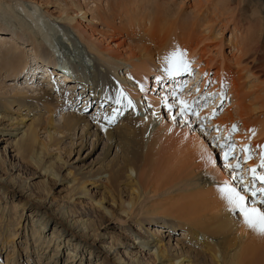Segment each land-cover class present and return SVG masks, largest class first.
Wrapping results in <instances>:
<instances>
[{
    "label": "bare ground",
    "instance_id": "1",
    "mask_svg": "<svg viewBox=\"0 0 264 264\" xmlns=\"http://www.w3.org/2000/svg\"><path fill=\"white\" fill-rule=\"evenodd\" d=\"M48 1L57 7V17L49 12L45 14L75 32L87 51L97 57L99 62L111 65L113 71L107 70L111 74L98 68L89 74L85 69L75 72L66 66L62 69L68 72L66 74L72 73L69 77L74 79L61 73H58V77L60 83H72L67 87H60L57 81L50 87H39L36 83L22 90L12 89V94L6 93L7 96L0 94V134L9 137L0 139V142L11 146V159L14 158L7 170L0 159V262H3L1 257L3 260L5 256V264H13L14 261L18 264H61L64 255L65 264H86L85 255L89 254L90 258L91 255L96 256L97 264H142V252L154 249L153 256L158 264H198L194 261L196 258L204 259L206 264H264V234L249 228L243 218L240 222L236 220L234 211L221 191L225 186L235 188L246 197L248 203V195L241 191L245 187L242 177L235 174L230 177L227 166L218 167L216 152L206 141L207 136L195 129V135H192L188 144V154H182L183 157L180 155V159L171 164L169 162L167 170H162L164 164H159L162 159L158 158L157 145L162 135H165L166 123L156 107L153 110L159 115L155 116L158 122L155 118L150 120L152 116L142 117L143 113L148 112L140 106L142 101L138 100L139 91L128 82L132 75L149 84V75L167 79L188 73L189 76L196 74V81L192 80L191 84L194 88L197 86L195 90H202L209 81L214 83L211 91L205 95H213L220 86H228L232 104L224 110L225 115L220 119L222 122L214 124L229 128L240 120L243 134L237 135L236 139L239 142H242L241 139L252 141L261 152L264 149V126L261 124L263 127L260 132L253 133L250 119L257 113L264 115V43L261 41L264 34V0H193L192 19L187 24L182 22L181 10H172L168 0H82L83 5L80 0ZM39 10L41 6L36 5L34 11ZM87 14L91 15V20L88 26H84L82 21ZM207 14H211V19ZM29 17L35 23L32 27L39 36L38 40L43 44L30 39L29 47H33L32 51L37 50L42 57L45 47L50 46L51 38L43 30L42 24H38L40 18ZM217 23L219 30L216 27V37L230 32L228 47L231 51L230 57L223 55L221 63L213 72L211 68L215 58L204 43L210 40L209 36ZM6 35H9L8 31L0 27V37ZM121 38L125 40L120 41ZM117 39L119 43L112 46ZM219 42L215 49L223 53L225 43L223 39ZM174 52L185 53L184 59L190 63L187 70L179 63L175 68L170 63ZM34 63L30 61L26 50H20L15 42L4 39L0 46L2 82L23 75L27 77L28 83H32L33 78L38 79L39 71L49 73L47 78L55 76L48 69L51 64L49 59L48 62L43 59ZM121 63L127 66L124 78L120 77L121 73H115L120 70ZM155 66L165 69L169 77L154 71ZM211 75L213 78L210 80ZM123 89L128 90L133 101L139 105L136 111V105L131 100L129 104ZM251 96L252 100L247 101ZM191 97L190 94L187 99ZM148 99L154 103L160 101L152 96ZM78 102L84 105L75 113ZM91 103L96 104L95 117L83 115L84 109L87 110ZM23 111L27 113L22 114ZM57 113L63 117L62 126L55 125ZM91 129H95V138L101 134L108 139L110 150L116 148L117 139L125 141L122 145L126 151L123 170H120L125 173L124 179L120 173L113 174L114 169H111V174L106 176L108 180L90 185L108 194L113 205L127 218H133L137 212L151 205L146 214L153 217L159 215L168 220L162 224L169 232V237L178 231L182 232V240L177 241L176 249L167 246L161 236L163 232L158 231L148 233V238H135L132 247L125 249V257H121L123 254L118 253L113 239L107 243L105 236L99 233L100 230L95 228L90 219L79 215L69 205L60 203L61 206H57L49 193L42 194L34 190V184L22 182L15 161L34 165L45 176L56 177L51 167L44 165L43 156L51 146L41 141V134H46L52 143L56 140V134L57 137L67 138L72 137V134L75 136L77 130H88L87 134ZM189 132L187 129L186 133ZM91 134L80 139L82 145L88 144ZM251 164L254 165V162ZM234 178H238L239 186ZM77 181L75 178L70 183L73 192L81 190L78 196L87 197L89 190L86 183ZM118 183L123 186L117 190L119 193L112 189ZM125 195L130 198L128 202L123 200ZM7 196H10V203L7 202ZM73 197L70 196V203ZM96 207L104 209L102 201H98ZM27 209L30 210L29 215L25 214ZM105 212L110 214V211ZM47 232L49 235L46 236ZM15 245H19L18 250ZM121 247L119 245L118 249Z\"/></svg>",
    "mask_w": 264,
    "mask_h": 264
},
{
    "label": "rangeland",
    "instance_id": "2",
    "mask_svg": "<svg viewBox=\"0 0 264 264\" xmlns=\"http://www.w3.org/2000/svg\"><path fill=\"white\" fill-rule=\"evenodd\" d=\"M50 2H53V1L51 0ZM168 2L171 3L170 5L173 8L172 10H174V11L177 10V12L179 10L182 11V12L180 11V14L182 15V22L183 23L187 24V23L191 22L193 0H168ZM80 4L83 5L82 0H80ZM36 5L41 6V10H39L40 12L34 11V8L36 7ZM174 6H176V7H174ZM56 8L57 7H55V5L53 3L49 4L48 0H2V5L0 6V27H4L8 31L9 35L8 36L6 35V37H0V46L3 44L4 39H7L8 41H13L20 47V50H24V51L26 50L27 51V54L29 55V59L32 63L37 62L38 60L42 61L43 59H46V61L48 62V59H49L50 63H51V64H49L50 67H48V69L51 70L50 74L56 75L58 73H61L63 76L67 75V78H69V79H71V78L74 79V77H69V74H66L67 71L62 69V68H66V66H68V67L72 66V68L78 69V70L85 69L89 74L98 68H100L101 71H107V70L113 71V69H111V65H107L106 63L99 62L100 60H98L97 57L93 56L92 54H90L89 51H87L86 46L79 40V38L77 37L75 32L68 30L66 28V26L61 25L59 22L51 20L47 16V14H45V12H49V14H53L52 16L57 17V15H56L57 9ZM180 8H182V9H180ZM183 15H184V17H183ZM29 16H34V18H40V22H38V24L39 25L42 24L43 30L46 31V33H48L49 37L51 38V42H49L50 46L47 45L46 46L47 48L45 47L46 50L44 49V51L42 52V54H43L42 57H40L38 55L37 50L32 51L33 47L32 48L29 47L28 41L30 39H35L38 44H41L43 46L41 41L38 40L39 36L36 34V31L33 28L35 23L31 20V18ZM207 16L209 17V19H211L210 18L211 14H207ZM202 19H204V18H202ZM85 20H83L82 22H83L84 26L85 25L88 26L89 22L91 20V15L87 14ZM218 24L219 23L215 24L213 27L214 31H213L212 35L209 36L210 40H207L209 43L208 42L204 43L205 45H207L210 48V51L212 52L211 56L215 58V62L213 63V67L211 68L212 71L213 70L215 71L216 67L219 66V64L222 61L223 55L230 57V51H231L228 47V39L230 38V32H225L222 37H216L217 34H215V33H217V31L219 30L218 29L219 27H217ZM216 27L218 30L216 29ZM66 29H67V31H66ZM213 34H214V36H213ZM211 36L213 38L214 37L215 38L213 39ZM125 37H126V35H125ZM263 37H264V34L262 35V39H261V41H263V43H264ZM17 38H19V39H17ZM211 38L213 41L211 40ZM216 38H219V39H216ZM68 39H69V41H68ZM126 39H127V37H126ZM220 39H223V41L225 43L223 46V53H218V50L215 49V46L218 45V43H220L219 42ZM122 40L124 41L125 39L121 38L120 41H122ZM116 43L117 44L119 43L118 39H117V41H115L114 44H112V46H114ZM7 47H8V45H7ZM213 54L215 56H213ZM57 56L62 57L63 63H65L64 66L62 65L61 67H58L59 63H57ZM249 56H251V55H249ZM95 62H97V63H95ZM247 62L250 63V60H248ZM52 64H53V66H52ZM262 64H264V62ZM35 66H37V65H35ZM126 67H125V65H123L121 63L120 70L118 69L117 72H115L116 75L117 74L119 75V73H121V75H120L121 78L123 76L126 77L125 76V73H126L125 68ZM107 68H109V69H107ZM128 69H129V67H128ZM61 71H63V73ZM154 71H158V72H160V74L161 73L164 74V76L167 75L165 69L161 70V69L156 68V66L154 68ZM107 72H110V71H107ZM194 75L195 74H193L192 80H194ZM149 77H150L149 78V80H150L149 84H146V81H144V80H141V81L138 80L137 77H135V75L130 76L129 77L130 79L128 82L130 83V85L132 87H134L137 91H139L141 97L139 96L140 99L138 98V100L142 101L140 106H143L146 109L145 111L148 112V113H143V115L142 114H140V115H142V117H144V118H148L149 116H152V117H149V119L151 118L150 120H153L155 118L154 120H156V122H158L159 120H157L156 119L157 117H155V116L159 117V115L156 112H154V110H153V107H156L159 109L164 123H166V125L164 124V126L166 128V129H164V132L167 130L166 133H169V134H166L163 132V134H165V135H162V139H160V142H158L157 153H158V158L161 157V159H162L159 164L161 166L164 164L162 167L163 168L162 170H165V169L167 170L170 167L169 162L171 164L175 160L180 159V158H178L180 155H181V157H183L182 154H186V153L188 154V152H187V149L189 148L188 144L191 142L192 135H195L194 129L197 131V129H196L197 128V121L192 117V115H189L188 117H186L187 119L180 117V114H179L180 109L172 103L171 95H172L173 89H172L170 82L164 80L163 78L157 80L156 76L155 77L153 76V78H151L152 76L149 75ZM116 78H117V76H116ZM133 78L137 79L139 81V83L134 82L132 80ZM212 78H213V75H211L210 80ZM49 79L50 78H48V80ZM155 83H156V85H155ZM35 84L36 83L33 84V82L28 83L27 77L26 76L23 77V75L19 76L18 79L14 78V80L9 79V80L3 81V82H2V80H0V89L1 90L3 89L0 92V94L7 96L6 93H11L12 89L18 91L20 89L22 90L25 87L27 88V86H34ZM58 84L60 85V87L61 86L67 87L66 85H70L72 83L67 81L64 83H57V85ZM248 84L250 85V82H248ZM50 85L52 86L55 84H50ZM50 85H48V86L50 87ZM163 86H167V87H165L163 89ZM212 87L213 86L209 82L206 85V89H204L205 91L203 90L204 91L203 94L204 93L206 94L207 93L206 91L211 90ZM123 88H125V87H123ZM246 89H247V87L243 88L244 91ZM123 92L127 98L129 97L131 99V97H133V96H131L130 92H128V90L123 89ZM223 92L225 94L226 99H224L221 102V105H220L221 107L219 106L220 108L217 109L218 112L220 111L221 114L215 119L214 122H220L222 120L221 118H223V116L225 115L224 110L228 109V107H230L232 104V102H231L232 98L230 95L229 87L227 86L226 88H224ZM189 95H187V96H189ZM150 96L159 99L160 100L159 103H157V102L154 103V102L150 101L148 99ZM251 98H252V96L248 97L247 101L249 100V102H250L252 100ZM228 99H229V101H228ZM131 101L136 105L135 107H139V105L137 106V103L134 102L133 99H131ZM151 102H152V104H151ZM153 104H154V106H153ZM77 105H78V108L83 107V105L80 102H78ZM94 105H96V104L91 103L89 108H91V107L94 108ZM14 108L17 109V107H14ZM93 108H91L90 111H92ZM169 108H171V110H169ZM88 109L87 110L84 109L83 115H85V116L91 115V114L89 115V112H87ZM71 111L72 110H70L69 112H71ZM231 111H233L232 108H231ZM23 112H21V113L22 114L27 113L26 111H23ZM75 113H77V112H75ZM173 116L176 117L175 120H173V118H172ZM255 116H257V117H255ZM54 118H55L54 119L55 125L56 126H62L63 117L61 116V114L57 113ZM258 118L264 119V115L261 113H257L256 115L252 116L251 119L249 118L250 121L253 123L252 125H253L255 130L260 129L264 126V124H263L264 120H261V119L259 120ZM255 121H257V122H255ZM240 123H241V121L239 120V122L237 124H240ZM258 126H260V127H258ZM187 129L190 131L188 134L186 133ZM81 131L82 130H80V131L77 130L75 136H73L74 134H72V137L69 136L67 138H63L64 136L63 137L62 136L57 137V134L55 136L53 135L56 139L55 142H52L53 144L50 143L48 136L46 134H41L40 135L41 141L45 142V144H48L49 146H51L50 147L51 149L49 148L48 152L46 154H44V156H43V160L45 161L44 165L46 164L47 166H50L51 169L56 174V177L53 178L52 176H50V177L45 176L43 174V172H41V169L37 168L34 165L30 166V165H27L23 162H20V161L16 162L15 161V164L17 165L16 169L17 170L20 169L18 171V173H21V176L23 178L22 182L28 181V182L34 184V190L39 191L40 193L42 192V194L49 193L51 198L53 200H55L57 206H61V204L69 205V207L74 209L79 215L86 216L88 219H90L93 222L95 228L100 230L99 233H101L102 236H105V240L107 243L110 242L109 239H111V238L113 239V243H114L113 245L117 248L118 253L123 254V255H121V257H125V255H124L125 249L132 247L133 241H135V238H137L139 236L148 238L149 237V235H147L148 233L154 234V232L158 233V231L163 232L161 234V236L163 237L165 244L166 245L168 244L167 246H169V247L171 246L173 249H176L177 243L179 242L178 240H182V235H181L182 232L178 231L180 233L177 232L175 234H172L171 237H169V232L163 228V224L166 223L168 220H164V218H162V216H159V215L156 217H153V216L146 214V212H147L146 210L151 208V205H149L146 209L144 208V210L142 212H137V214L134 215L133 218H127V215L126 216L122 215L118 211V209L113 205L112 199L110 198V196L108 194H106L102 189H96L93 185H90L93 183H97L96 185H98V184H100L102 182L104 183L106 180H108L107 179L108 177L106 178V176L111 174V169H114V170H112L113 174L120 173L119 175H121V177L123 176L122 179H124L125 173L120 172V170L121 169L123 170L122 162H123L124 153L126 151V149H125V151L123 149V145H124L123 142H125V141L121 142V140L117 139L116 148H113L110 150V148H109L110 144H109L108 139L101 134H97V137L95 138L94 134H93V131H95V129H93V130L91 129L89 131L92 134L90 132H87V134L88 133L91 134V136H89V138H88V144L89 145L88 144L86 145L85 143H84V145H82V142L80 139L83 138L85 135H87L86 131H88V130H85L84 132L83 131L81 132ZM83 133H84V135H82ZM206 133H204V136H207L206 141H208V143L210 144L211 140H213L217 136V134L214 135V133H211V132H206ZM7 138L9 139V137H6V136L0 134V139H7ZM95 142H97V143L95 144ZM6 144L7 143H5V142H3V143L0 142V159L3 163H5V169L7 170L8 165H10L11 161H14V158L11 159L13 156L12 155L13 149H11V146L8 147ZM59 144H60V146H59ZM53 145L54 146L57 145V147H54ZM117 147H118V149H117ZM215 152H216V150H215ZM216 155H217V153H216ZM217 162H219V161H217ZM220 166H222V165L219 162L218 167L220 168ZM99 171L101 173L102 172L103 173L102 174L98 173ZM100 174H101V176H100ZM229 175L231 177L233 174H229ZM235 175H239V174H235ZM98 176L101 180L98 178ZM75 178L78 179L77 183L78 182L80 184L82 182L86 183L85 186L87 187V190H89V194L86 195L87 197L78 196V193L81 190H77V191L73 192L74 189L71 188L70 183H71V181L75 180ZM237 181H238V178H234V182L237 183V186H239L240 184ZM241 181H244L245 185L247 184V182L244 178H241ZM118 184L112 187L113 191L114 192L116 191L117 193H119L118 191H119L120 187H121V189L123 188V186L121 184H119V186H118ZM78 187H80V186H78ZM248 188H249V186H248ZM241 189H242V187H241ZM245 194L248 195L247 197L249 198V192L245 191ZM73 195H74V197H73L74 202L72 201V203H70L69 198H70V196H73ZM7 197H9V200L7 202L10 203V201H11L10 196H7ZM123 197H124L123 200L125 202H128L130 200V198L126 195ZM98 201H102L104 209H99L98 207H96V203ZM254 203L257 206H259L257 203V200L253 201L250 199H248L247 205L249 207H251V205H253ZM146 204H148V203H146ZM259 207H261V206H259ZM261 209L264 210V208H262V207H261ZM105 211H108V212L110 211V214H108ZM29 213H30V210L27 209L25 214L29 215ZM21 214H22V212H21ZM163 216L165 217V215H163ZM234 217L236 218V220H239V222L243 218V216L239 213L238 210L234 211ZM141 222L143 223V225ZM139 223H141V224L139 225ZM164 232H165V234H164ZM171 233H173V232H171ZM45 234H46V236L49 235L48 232ZM23 241H24V239H23ZM102 241H104V240H101V242ZM183 243H185V241ZM119 245H122L123 248L121 247L120 249H118ZM186 245H188V244L186 243ZM15 246H16V250H18L19 245L18 246L15 245ZM142 253H143V255L141 256V263L142 264H158L157 261H155L156 260L155 257L153 256L154 249H145ZM91 257L92 258H90L89 254L85 255V258L87 259L86 264H89V262L91 264H97L98 261H97L96 256L91 255ZM1 261H3V262H0V264H5V256L3 257V260L1 257ZM194 261H197L198 264H206V262H204V259L196 258ZM16 263L18 264V262L14 261L13 264H16ZM65 263H66V258L63 255L61 264H65ZM22 264H24V263H22Z\"/></svg>",
    "mask_w": 264,
    "mask_h": 264
},
{
    "label": "snow or ice",
    "instance_id": "3",
    "mask_svg": "<svg viewBox=\"0 0 264 264\" xmlns=\"http://www.w3.org/2000/svg\"><path fill=\"white\" fill-rule=\"evenodd\" d=\"M185 53L179 52V53H173L171 57L170 63H172L173 67L175 68L177 66V63H179V66L183 67L185 70L188 69L190 66V63L187 62L185 59ZM117 103H119V100H117ZM129 104H131V101L129 100ZM171 110V108H169ZM179 114L181 118H186L189 115H195L196 112L194 109L191 108V106H185L183 102H181V107L179 110ZM173 120L176 119L175 116L172 117ZM237 128L234 125L233 131H236ZM221 147H225L224 145H221ZM228 151L225 152V160L229 159V153L234 150L235 145H228L227 146ZM243 151H250V149H243ZM231 167V165H229ZM237 169L239 168V164L236 165ZM261 167L264 168V160L261 162ZM256 169H251V172L253 173V180H259L261 183H264V175H256ZM249 188L247 185H245V191H248ZM222 193H224V198L227 200V203L230 205V208L232 211H239V213L243 216L245 224L251 228L254 231H258L260 234H264V210L257 207L254 203L251 207L247 205L246 197L242 195L240 192H238L235 188H232L230 186H225L223 189H221ZM252 196L257 197L259 194L257 203L264 205V187L257 188L252 190Z\"/></svg>",
    "mask_w": 264,
    "mask_h": 264
}]
</instances>
